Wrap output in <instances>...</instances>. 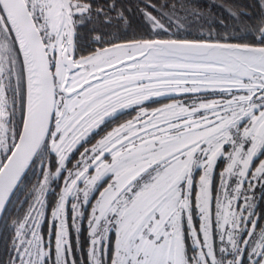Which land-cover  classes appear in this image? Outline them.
Returning <instances> with one entry per match:
<instances>
[{
    "label": "snow or ice",
    "instance_id": "obj_1",
    "mask_svg": "<svg viewBox=\"0 0 264 264\" xmlns=\"http://www.w3.org/2000/svg\"><path fill=\"white\" fill-rule=\"evenodd\" d=\"M141 2L138 38L99 33L92 42L107 46L77 58L78 26H127L115 0H0V213L30 168L42 173L23 217L0 216L13 231L0 264H264V158L252 167L264 157V0L243 34L216 31L228 24L192 0ZM159 97L171 102L146 106ZM128 109L136 115L80 152ZM61 176L53 250L41 223Z\"/></svg>",
    "mask_w": 264,
    "mask_h": 264
},
{
    "label": "trees",
    "instance_id": "obj_2",
    "mask_svg": "<svg viewBox=\"0 0 264 264\" xmlns=\"http://www.w3.org/2000/svg\"><path fill=\"white\" fill-rule=\"evenodd\" d=\"M110 2L111 0H94L93 7L95 8L99 5L106 6ZM156 2H159V0H156ZM115 3L118 10H124V14L129 21L127 26H125L123 22L116 20H113L111 24H103L101 22L103 17L100 18V21H97L94 17L92 21L85 25L78 26L76 28V56L87 55L96 48L107 46L106 44H96L92 42L91 37L93 35L104 33L105 39H108L115 34L119 36L120 41H123L138 38L144 32L143 17L138 8V6L143 7L141 0H115ZM192 3L205 13L209 21L224 20L228 24L227 30L215 24L213 25L216 31L221 34H224L225 31L229 34H232L233 31L238 34H243L246 26L258 23L262 11L259 6L260 0H192ZM229 12H246L249 15H241L239 19H235L229 15ZM110 15L114 17L116 13L112 12ZM77 19H79V17H77ZM93 28L96 29V32L91 31ZM22 87L25 88V85ZM9 95H11V93H9ZM31 170L30 168L21 179L12 195L6 212L2 214V217H6L9 222H11L13 218L20 217L21 215L18 212H14L17 207H15V204L12 205V202L18 194H27L30 185L29 177ZM12 235V230L0 225V262H6L8 260V247Z\"/></svg>",
    "mask_w": 264,
    "mask_h": 264
},
{
    "label": "flooded vegetation",
    "instance_id": "obj_3",
    "mask_svg": "<svg viewBox=\"0 0 264 264\" xmlns=\"http://www.w3.org/2000/svg\"><path fill=\"white\" fill-rule=\"evenodd\" d=\"M76 57L78 58V56H76ZM208 98L211 99V98H216V97L214 95H209ZM183 99L191 100V96L183 97ZM169 102H171V101L167 97H159V98H155L154 101L148 102V104L146 106L148 108H154V107H159L161 104L169 103ZM135 115H136V112L133 109H128V110H125L124 112L118 113L116 115V117H114V118H109V120L106 121L104 125L100 126V128L94 130V132L89 135V137L87 139V143H85L83 145V147L80 148V152H82L84 150V148L90 147L91 144L95 143L96 140H98L101 136H103L107 131H110L117 124L122 123L125 120H128ZM78 157H79V152H77L76 155L72 157V163H74ZM261 158H264V157H259L254 162V164L252 166L253 169L255 168V166L258 165L259 159H261ZM225 163H226L225 161L221 160L217 166V169H216V172H217L216 180H217V182L219 180L218 173L224 167ZM71 166H72V164L70 163L68 165V167L71 168ZM55 167H56V165L53 163V166H52L53 171L55 170ZM39 179H42V173H39L36 169H32L30 177H29L30 185H29V190H28L27 194H24V193L22 195L18 194L12 202V205L15 204V207H17L16 210H14V212L20 213L21 218L23 217V215L25 214V212L27 211V209L29 207V204L33 200V195L31 194L32 188H33V185L36 184ZM197 179H198V174H197ZM62 185H63V176H61L58 181H52L51 182V187L54 189V191H49L47 194V197H46L47 204H46V208H45V220L42 221V223H41V232L44 236L45 243L47 244L50 240L53 250H54V246H55V243H54L55 242V229L54 228L52 229L51 236H49V222L51 221L52 207L55 205V201L57 199V194L59 193L60 187ZM245 188H247V184H245ZM262 193H264V189H261L259 186H257L255 189V197H256L255 203L257 205V207H256L257 213H264V195H262ZM96 195H98V193H96ZM250 195H251V193H250ZM92 202L93 203L95 202L94 199ZM70 203H71V198H70L69 210H68L69 224L71 225ZM85 211L90 213L91 204H88L85 207ZM260 223L262 225H264V216L261 217ZM79 239H80V243L84 249V258H86V250L89 246V244H88L89 237H88L87 217L86 216L83 218L82 223H81V232L79 235ZM72 240H73L74 247H75L76 234H75L74 230H72ZM77 259L78 260L81 259L79 253L77 254Z\"/></svg>",
    "mask_w": 264,
    "mask_h": 264
},
{
    "label": "water",
    "instance_id": "obj_4",
    "mask_svg": "<svg viewBox=\"0 0 264 264\" xmlns=\"http://www.w3.org/2000/svg\"><path fill=\"white\" fill-rule=\"evenodd\" d=\"M25 88H26V85H25ZM22 178H23V177H22ZM19 183H20V182H19ZM19 183H18V184H19ZM17 186H18V185H17ZM16 188H17V187H16ZM15 190H16V189H15ZM15 190H14V191H15ZM2 214H3V213H0V216H2Z\"/></svg>",
    "mask_w": 264,
    "mask_h": 264
},
{
    "label": "rangeland",
    "instance_id": "obj_5",
    "mask_svg": "<svg viewBox=\"0 0 264 264\" xmlns=\"http://www.w3.org/2000/svg\"><path fill=\"white\" fill-rule=\"evenodd\" d=\"M79 58V57H78ZM0 158H2V157H0Z\"/></svg>",
    "mask_w": 264,
    "mask_h": 264
}]
</instances>
